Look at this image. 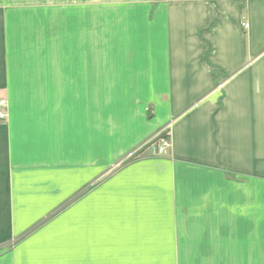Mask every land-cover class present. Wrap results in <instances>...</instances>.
<instances>
[{
    "label": "crops",
    "instance_id": "obj_1",
    "mask_svg": "<svg viewBox=\"0 0 264 264\" xmlns=\"http://www.w3.org/2000/svg\"><path fill=\"white\" fill-rule=\"evenodd\" d=\"M74 3L0 0V264H264V0Z\"/></svg>",
    "mask_w": 264,
    "mask_h": 264
},
{
    "label": "rangeland",
    "instance_id": "obj_2",
    "mask_svg": "<svg viewBox=\"0 0 264 264\" xmlns=\"http://www.w3.org/2000/svg\"><path fill=\"white\" fill-rule=\"evenodd\" d=\"M18 2H24L25 4H29L32 6H41V5H48L51 7H54L56 5L57 0H16ZM75 3L79 6H94L95 7V16H96V21L97 22H103V12H104V6L105 5H115V1L119 2V0H73ZM64 4H68L72 2V0H63ZM48 16L51 18L55 17L54 12L48 13ZM35 33V31H33ZM7 117V114H6ZM69 213L68 215L65 216V229L70 230V205H65L64 206V213Z\"/></svg>",
    "mask_w": 264,
    "mask_h": 264
},
{
    "label": "built area",
    "instance_id": "obj_3",
    "mask_svg": "<svg viewBox=\"0 0 264 264\" xmlns=\"http://www.w3.org/2000/svg\"><path fill=\"white\" fill-rule=\"evenodd\" d=\"M243 28H247L246 24H243ZM6 119V103L4 100H0V120ZM171 147L169 133L167 129L162 130L156 136L152 137L148 141L139 146L134 154H139L144 149H152L153 153L157 157L165 156Z\"/></svg>",
    "mask_w": 264,
    "mask_h": 264
}]
</instances>
